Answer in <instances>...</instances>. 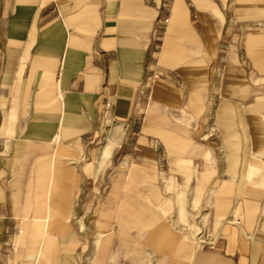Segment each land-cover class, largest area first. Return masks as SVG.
Masks as SVG:
<instances>
[{
    "label": "crops",
    "instance_id": "0c3cea01",
    "mask_svg": "<svg viewBox=\"0 0 264 264\" xmlns=\"http://www.w3.org/2000/svg\"><path fill=\"white\" fill-rule=\"evenodd\" d=\"M0 264H264V0H0Z\"/></svg>",
    "mask_w": 264,
    "mask_h": 264
},
{
    "label": "rangeland",
    "instance_id": "374dc122",
    "mask_svg": "<svg viewBox=\"0 0 264 264\" xmlns=\"http://www.w3.org/2000/svg\"><path fill=\"white\" fill-rule=\"evenodd\" d=\"M110 127H111V126H110ZM110 127H109V128H110ZM195 224H196V220L191 221V224L188 222V224H187V228H188V229H191V227L194 226ZM197 226H198V229H199V230H202V229H203V230L205 231V230H206V226H207V225H206V220H199ZM196 240H197V238H196ZM204 240H205V239H204Z\"/></svg>",
    "mask_w": 264,
    "mask_h": 264
},
{
    "label": "built area",
    "instance_id": "2783aa9c",
    "mask_svg": "<svg viewBox=\"0 0 264 264\" xmlns=\"http://www.w3.org/2000/svg\"><path fill=\"white\" fill-rule=\"evenodd\" d=\"M167 20H165V22H166ZM109 106H111L110 104H109V102H106L105 104H104V110H107L108 108H109Z\"/></svg>",
    "mask_w": 264,
    "mask_h": 264
}]
</instances>
